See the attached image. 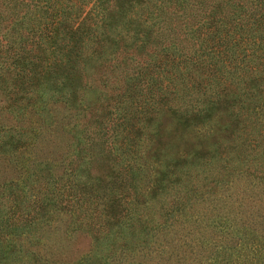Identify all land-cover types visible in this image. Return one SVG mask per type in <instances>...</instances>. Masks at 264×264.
Returning <instances> with one entry per match:
<instances>
[{"label":"trees","instance_id":"obj_1","mask_svg":"<svg viewBox=\"0 0 264 264\" xmlns=\"http://www.w3.org/2000/svg\"><path fill=\"white\" fill-rule=\"evenodd\" d=\"M0 8L5 108L35 116L0 126V264H264V0ZM56 213L89 237L77 259L9 239ZM172 231L175 251L204 256L143 260Z\"/></svg>","mask_w":264,"mask_h":264},{"label":"rangeland","instance_id":"obj_2","mask_svg":"<svg viewBox=\"0 0 264 264\" xmlns=\"http://www.w3.org/2000/svg\"><path fill=\"white\" fill-rule=\"evenodd\" d=\"M1 12V8H0ZM5 23V22H3ZM64 112L63 107L60 104H55L53 106L52 113L56 114L57 116H60ZM35 116L31 114H27L23 118H15L6 108H5V97L0 92V126H28L31 125L34 122ZM4 165V162L0 160V168ZM3 176H0L2 178ZM235 188L237 190L240 189H250L252 188V183H254L253 180L249 178H240L234 182ZM237 200L234 202L237 204ZM234 204V205H235ZM217 206V204H214ZM212 205L208 204L207 202H204L202 204L195 205L192 209H189L187 212L190 214H201L202 212H207L209 208ZM236 206V205H235ZM240 208V207H239ZM185 217L183 216V219ZM178 222L181 219V217L177 218ZM187 221H189L190 218H185ZM190 222V221H189ZM67 223H68V217L64 213H56L54 214L52 220L49 221L45 226L41 227L39 230L34 232L33 234L28 235H21L16 237H10L9 239L16 244L18 247H20L22 250L25 251H34L38 252L40 255L47 256H54L59 255L63 257L66 261H72L77 259L79 256L85 254L89 248H90V240L87 234L81 231H68L67 230ZM178 225V224H176ZM181 225V224H180ZM181 227V226H178ZM177 227V228H178ZM166 231V230H165ZM165 231H162L164 233ZM184 231H194L192 225H187L186 227H182L180 229V233H182V236L184 235ZM158 233V234H162ZM199 233V230H195V239L197 234ZM156 234L153 236V241L149 244V246L146 249H143L140 254L144 255L143 260H157V258H161L162 260H166L167 257H170L169 260H174L175 258L180 260H196L195 258L203 257L204 254H201V251L198 253V251H195V245L187 248V253H183V241H181L180 246L181 249L178 251H175V243L173 241H169L170 237L175 235L173 234V231L170 233H167L165 237H157ZM181 236V238H182ZM186 238V237H184ZM187 244L191 245V243L186 242ZM201 247H204L201 245ZM201 248L196 250H200ZM178 252V253H176ZM204 252V251H203ZM201 254V255H197ZM183 255L186 258H183ZM119 260H136L135 256L140 255H133L127 254L126 257L119 255ZM201 257V258H202Z\"/></svg>","mask_w":264,"mask_h":264}]
</instances>
